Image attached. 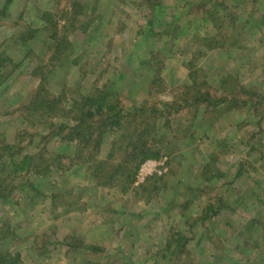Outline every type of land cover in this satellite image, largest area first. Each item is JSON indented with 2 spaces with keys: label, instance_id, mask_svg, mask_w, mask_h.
<instances>
[{
  "label": "rangeland",
  "instance_id": "374dc122",
  "mask_svg": "<svg viewBox=\"0 0 264 264\" xmlns=\"http://www.w3.org/2000/svg\"><path fill=\"white\" fill-rule=\"evenodd\" d=\"M98 89L152 124L158 159L109 180L119 149L93 179L84 165L106 144L88 156L93 144L49 135L64 96ZM5 251L22 264H264V0H0Z\"/></svg>",
  "mask_w": 264,
  "mask_h": 264
},
{
  "label": "trees",
  "instance_id": "16d2710c",
  "mask_svg": "<svg viewBox=\"0 0 264 264\" xmlns=\"http://www.w3.org/2000/svg\"><path fill=\"white\" fill-rule=\"evenodd\" d=\"M148 1L151 2L152 0ZM150 22L151 21H148V23ZM158 74V71L157 73L153 71L154 76L150 82L156 83L157 81H159L160 79L158 78ZM206 94V92L198 93L197 95L194 94V96L191 97L194 98V100L192 101L199 102L203 100H209L207 99V96H205ZM41 104L42 102H40L37 107H39V105ZM63 104L64 106H68V109L64 108ZM63 104V108L61 111L64 114V118L63 120L58 122H53V120H51L52 116H56V114H52L51 108L47 106V110H49V113H51L49 114L50 117L48 118H50V123H52L51 125L54 126L51 132H49L50 136H58L62 131L65 134L60 135V139H65L68 143L78 141L76 143H79L85 147H87L88 145L91 146L93 144V147H91L88 156L90 154H96L98 148L103 143L106 144L108 148V152L103 155V158L100 161L95 160L90 163L87 162L88 164L84 165L86 169H89V176H91V178L98 179L102 172H104L105 176L109 174V172L107 173L106 171V163L109 162L110 158H112L113 153L116 150L119 151V149H123L125 158L121 163L114 165V169L112 170L111 174L108 175L109 180L117 175V173L124 174L130 170L134 172V170L138 168L140 163L148 159L156 160L161 156L162 150L158 146H156V139L154 138L153 134H151L152 124L151 127L149 126L148 128L143 129V126H141L140 130L136 128L135 125H132L134 124L133 121L136 120L135 115L127 117L130 113L129 110H124L121 102H119L116 97H110L107 93L104 94L98 89L97 93L94 94V96H64ZM54 107L57 108L56 105ZM167 109V107H164L163 111H166ZM137 110L143 109L141 108V106H139ZM36 112V108L32 107V110L29 113L31 116H36ZM68 113L69 117H66ZM159 113V111L156 112L157 115ZM126 117L127 120L124 121ZM140 120L141 117L136 120V124H139ZM8 148L11 147L8 146ZM45 154L46 155H41L43 157L42 164L43 166H46V170L48 171L49 168L52 167L53 163L57 161L59 156L57 155L58 152L56 151H47L45 152ZM131 157L138 158L136 165H133L134 167L131 166V164H128L129 161H133L130 160ZM72 165H74V163H72ZM62 166L64 168L70 167V165L63 164ZM63 167L57 166V169ZM217 202L218 204H220L221 199H219ZM220 207H222V205L210 204L206 208L204 216L200 218V221L202 222L211 223V225L208 226V229L210 230L209 232L212 231V224L214 223L211 222V217L218 214ZM224 225L231 228L228 223H224ZM177 239L179 241L181 240V244L177 245V247L181 249L183 247V236H178ZM177 247L176 245L174 246V248L172 249V253L176 252L175 249H177ZM7 252L8 251H5L3 254H0V264H22L19 253H15V255L11 256Z\"/></svg>",
  "mask_w": 264,
  "mask_h": 264
}]
</instances>
